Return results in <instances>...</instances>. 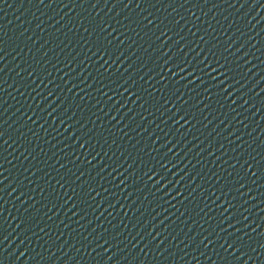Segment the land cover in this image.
Returning <instances> with one entry per match:
<instances>
[{
    "label": "water",
    "instance_id": "obj_1",
    "mask_svg": "<svg viewBox=\"0 0 264 264\" xmlns=\"http://www.w3.org/2000/svg\"><path fill=\"white\" fill-rule=\"evenodd\" d=\"M264 47V0H0V256Z\"/></svg>",
    "mask_w": 264,
    "mask_h": 264
}]
</instances>
